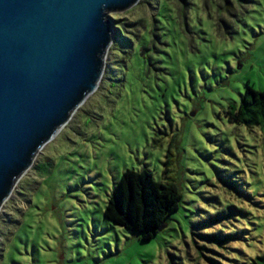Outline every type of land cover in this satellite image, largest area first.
<instances>
[{"label":"rangeland","instance_id":"rangeland-1","mask_svg":"<svg viewBox=\"0 0 264 264\" xmlns=\"http://www.w3.org/2000/svg\"><path fill=\"white\" fill-rule=\"evenodd\" d=\"M110 16L99 89L0 211V264H250L264 253V136L228 112L264 89V0H141ZM143 167L183 194L149 242L104 218Z\"/></svg>","mask_w":264,"mask_h":264},{"label":"water","instance_id":"water-1","mask_svg":"<svg viewBox=\"0 0 264 264\" xmlns=\"http://www.w3.org/2000/svg\"><path fill=\"white\" fill-rule=\"evenodd\" d=\"M140 1L0 0V211L99 89L115 35L110 14Z\"/></svg>","mask_w":264,"mask_h":264},{"label":"trees","instance_id":"trees-1","mask_svg":"<svg viewBox=\"0 0 264 264\" xmlns=\"http://www.w3.org/2000/svg\"><path fill=\"white\" fill-rule=\"evenodd\" d=\"M186 10L185 6L180 9L181 20L185 18ZM228 116L232 122L249 129L257 128L264 136V89L257 91L248 85L240 103L230 106ZM165 165L166 174L169 171V159ZM36 170L39 173V165ZM182 200L183 194L173 181H157L147 167L139 171L127 169L109 196L104 218L136 235L140 241L149 242L162 232L159 231L162 226L168 225L169 217L180 209ZM228 218L229 215H225L213 223ZM204 237L218 244L234 238L232 234L223 238L213 234ZM250 264H264V253L254 257Z\"/></svg>","mask_w":264,"mask_h":264}]
</instances>
